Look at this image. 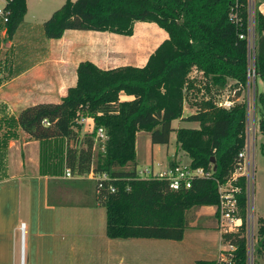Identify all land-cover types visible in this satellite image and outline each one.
<instances>
[{
    "label": "trees",
    "instance_id": "trees-1",
    "mask_svg": "<svg viewBox=\"0 0 264 264\" xmlns=\"http://www.w3.org/2000/svg\"><path fill=\"white\" fill-rule=\"evenodd\" d=\"M5 41H12L27 14V0H5ZM156 24L168 38L150 55L143 67L121 65L101 69L90 61L77 69V85L58 103H41L22 109L16 117H3L10 126L0 139V179L4 174V150L22 131L42 143L44 172L60 175L71 169L77 176L106 173L110 183L98 193L94 181V206L107 210L110 239L166 238L181 240L185 214L194 207L216 206L218 185L231 181L244 160L247 146L249 107L242 99L248 85L249 0H66L43 23L48 39H62L67 31L112 33L134 36L136 23ZM255 72L264 83V15L255 1ZM243 37V38H241ZM205 79L221 90H230L231 109L218 104L215 96L195 103V112L184 116L188 89ZM233 84L228 85L227 80ZM226 89V90H225ZM133 96L122 101L121 95ZM259 128L264 133V93L255 97ZM91 118L95 130L103 128L107 140L95 162V135L81 137L74 123ZM199 123V129H175L173 122ZM5 129V128H4ZM150 133L153 145H168L177 134L178 150L191 159L192 168L212 172L210 180H195L192 188L171 192L164 182L136 181L137 137ZM55 141V142H52ZM65 143V149H64ZM46 149V150H45ZM65 151V152H64ZM213 160L215 163H213ZM217 168L214 171V168ZM47 172V171H46ZM93 181V180H92ZM243 225L222 233V243L234 251H222L217 261L196 264H248L247 177L236 183ZM259 253L264 251V218H260Z\"/></svg>",
    "mask_w": 264,
    "mask_h": 264
},
{
    "label": "crops",
    "instance_id": "crops-1",
    "mask_svg": "<svg viewBox=\"0 0 264 264\" xmlns=\"http://www.w3.org/2000/svg\"><path fill=\"white\" fill-rule=\"evenodd\" d=\"M255 1L260 12L264 15V0ZM34 2L35 5L40 3L39 0H27V14L29 13L30 4ZM46 18V16L40 17L42 26L48 20ZM24 23L25 19L21 26ZM70 31H67L64 37L59 39L61 42L59 45H54L55 50L53 52H44L36 44L27 46L25 50L23 49L20 59L21 71L14 74L12 83L22 82L23 87L32 94H27L25 97L29 100H38L30 106L41 103H58L66 97L69 89L77 85V69L81 62L90 61L101 69H111L115 68L109 67L107 63V59L111 55L115 56L119 53L130 52L142 56V48H145L143 47L145 43L138 44V47H133V50L107 48L106 45L103 48L99 45L103 42L96 40L101 38L102 35L96 36L97 38H90L87 35L85 36L86 41H80V44L85 48L80 45L82 50L77 52L74 49L79 45V42L71 40L74 36L69 35ZM0 34V55H10V41H5L6 29H0ZM95 34H102V32ZM39 37H42L41 33H39ZM39 37L28 41L39 43L41 40ZM104 38H106L105 42L108 45H112L107 36ZM41 41L45 42L44 39ZM13 43L14 38L11 41V46ZM155 47L150 55L158 48V46ZM77 55H84V58L75 60ZM95 55L98 56V60L94 59ZM150 55L144 60L142 56L143 64L136 66L143 67ZM33 57H35V60H32ZM44 67L48 69L45 70ZM8 85L10 87V80ZM18 92L19 90L16 89V93L13 95H17ZM4 99L10 100V94ZM133 99V96L121 95L122 101H132ZM189 111L190 113L187 114V110L184 108L185 117L193 114L195 109ZM11 115L10 117H16L14 112ZM176 121L184 124L178 129L200 128V126L199 128H187L185 126L188 122ZM87 125V128L82 127L83 131L95 128L91 118H88ZM143 133H138L137 143L138 138ZM249 145L248 134L247 146ZM247 146L246 150L249 148ZM43 156H46V154L44 155L42 143L31 140L28 135L20 130H18L16 138L8 141L4 150V174L0 179V264H93L95 260L93 250L98 249L101 253L103 247L109 250V248L117 246L124 247L121 261L126 259V250L132 249L135 251V255L138 252L135 260L139 264L143 262L142 253L144 252L147 255L145 258L147 264H159L160 259V264H174L175 262L177 264H196L200 260L207 261L205 258H201L202 256H199V254L204 255L210 239L203 238L208 237L211 232H218L216 241L221 243L219 257L222 251L229 249L228 246L222 243V232L218 226L216 206L194 207L188 210L185 214V229L181 240L166 238L110 239L106 232L107 210L93 204L94 187L92 193H88L82 188V191H80L73 181H85L84 179L67 180L64 176L65 172L60 175L53 174L52 170H47L46 165L44 172ZM154 161L153 157L150 158L151 164L149 165L154 167L158 164L162 167L176 164L191 165L190 157L184 151L178 150V145L174 156L169 158L166 166H164L165 163H155ZM136 163L137 166L140 163L138 156ZM247 172L249 175V163ZM245 173L244 171V175L247 177V173ZM87 181L94 184L92 180ZM21 229H25L24 237H22ZM192 234L201 239H188ZM17 241L20 242L19 257L17 256ZM163 246L167 253L160 258L158 247ZM170 247H173L172 253H169ZM174 251H178V253L173 254ZM219 257L212 261L219 260Z\"/></svg>",
    "mask_w": 264,
    "mask_h": 264
},
{
    "label": "rangeland",
    "instance_id": "rangeland-1",
    "mask_svg": "<svg viewBox=\"0 0 264 264\" xmlns=\"http://www.w3.org/2000/svg\"><path fill=\"white\" fill-rule=\"evenodd\" d=\"M65 0H39V4L35 5V2L30 4L29 13L27 14L25 18V23L21 26L19 31L14 37V43L11 46L10 41V55L4 54L0 55V121H4L7 118L3 117H10L12 116V112L17 114L19 113V110L22 108H26V106H30L32 103L37 102L36 99H28L25 97L27 94H30L26 88L23 87L24 84L22 82L20 83H12V79L15 73L20 72V63H21V55L23 49L27 46H34L36 44L39 49H41L44 52H53L55 50L54 45H59L61 42L60 40H51L48 39L43 31V26L41 24L40 17L46 16V19H49L52 14L58 10L63 4ZM250 3V30L248 33V41H249V52H250V59H249V70L253 69L254 66V56H255V33L253 28V12H254V6H255V0H249ZM6 1L0 0V8L5 7ZM6 25L0 18V29H5ZM31 28V29H30ZM39 33H41L42 37H39ZM92 33V34H88ZM97 32H80V31H70L69 35L74 36L71 40L75 42H79V45L74 49L75 51H81L82 48L80 47V41H86L85 36L90 38H97L96 36L102 35L101 38H98L96 40H100L103 43L99 44L103 48L106 47H112V48H118V49H130L133 50V47H138V44H143L142 48V56L143 60L146 59L156 48L155 46H159L161 42H163L167 38V33L159 28L156 24L151 23H136L135 29H134V36L131 37H124L119 35H114L111 33H102V34H95ZM92 35H94L92 37ZM105 36L108 37V41L112 43V45H108L107 42H105L104 38ZM41 38L44 39L45 42L39 41V43H34L33 41H28L29 39L32 40V38L35 39ZM0 40H1V34H0ZM95 40V39H94ZM3 41V40H2ZM99 41V42H100ZM5 42V41H3ZM252 43V45L250 44ZM96 44V43H95ZM85 45V44H84ZM16 46V47H15ZM36 46V47H37ZM83 48L85 46L81 45ZM5 47V46H3ZM27 51V50H26ZM141 55H134V53L130 52H123L119 53L117 55H111L110 58L107 59V63L109 67H118L121 65H141L143 64ZM9 58H10V66H9ZM84 58V55H77L75 60H82ZM95 60H98V56L95 55ZM32 60H35V57H33ZM45 70H47V67H44ZM249 72V71H248ZM194 76L196 77L197 84H193L188 89L187 94V101L185 104V108L187 110V114L190 113L189 110L195 109L193 108V105L195 103H203L205 99L211 96H215L218 100V104L220 102H223L225 100H228L229 97H232L233 94L230 90H226L222 92L218 86H215L210 83L209 87L211 88L210 92H207L206 88H204L205 79L201 80V78L194 73ZM249 76V75H248ZM10 80V87L8 85V81ZM234 81L232 79L227 80V84L231 85ZM16 89L19 90L17 95H13L16 93ZM257 92H264V83L260 78L257 77H248V85L245 90V92L242 94L241 100H246L249 107V122H248V133L250 137V157L247 156L246 158V169L248 167V163L250 164V176L248 177V172L245 169V172L247 173V180L250 179V189H248V200L250 202V208L247 207V217H246V223L248 222V213H253L254 215V239L256 240L255 244V255H254V264H264V254L259 253V229H260V218H264V133L260 131L259 128V116L256 114V107H255V97ZM10 94V100L4 99V97H7V95ZM32 95V94H30ZM14 98V99H13ZM10 114V115H9ZM7 115V116H6ZM11 118V117H10ZM7 121V120H6ZM86 123H82V120L79 121V124L81 127H86L88 124V118H85ZM179 124H182L179 126ZM184 124L180 123L179 121H175L173 123V127L175 129H178L179 127H182ZM198 123H188L185 127L187 128H199ZM6 127L5 129H3ZM10 130V126L7 127V125L0 123V139L4 141L5 134ZM81 137L84 136H90L95 135L97 130L94 129H87L79 130ZM248 142V140H247ZM247 146V147H249ZM95 162L97 161V157L100 153L104 151V143L96 142L95 145ZM177 149V140H176V133H172L171 140L168 145H153L150 140V133L144 132L140 138H138L137 143V156L139 157L140 163L137 166L138 171L144 170L148 167H150L151 162L150 158H154L155 163H165L164 166H166L169 158L173 157L175 154V151ZM248 150V149H247ZM181 151V150H180ZM155 170L159 171V168L155 166ZM141 181V180H140ZM154 180H144V182H151ZM143 182V181H141ZM154 182H160V181H154ZM75 183L77 187L82 191V189H85L88 193H92L94 184L91 181H76ZM82 188V189H81ZM95 195V193H94ZM81 202V201H80ZM249 210V211H248ZM188 239H201L193 234L190 235ZM203 239H210V243L207 244L206 250L204 252V255L202 253L199 254V256H202L201 258H205V260H216L219 257V250L221 249V243L219 241H216L218 239V232H211L208 237ZM212 239V240H211ZM19 240V239H18ZM175 247V246H173ZM173 247H170L169 253H172ZM16 248L18 250V257L20 253V242L17 241ZM107 248L103 247L101 253H99L98 249L93 250L92 253H94V262L93 264H139L138 261L135 260V256L138 254V252L135 255V251L132 249L126 250V259L124 261H121L122 255L124 253V247H112L109 248L107 252ZM168 250V249H166ZM181 250V249H179ZM228 251V250H227ZM167 252L165 251L164 246L158 247V255L159 257H163ZM178 251H174L173 254H177ZM31 254V253H30ZM197 256V255H196ZM147 255L142 253V264H147V260L145 259ZM149 262V261H148ZM161 263V259H160ZM159 263V264H160ZM174 264H177L175 262Z\"/></svg>",
    "mask_w": 264,
    "mask_h": 264
},
{
    "label": "built area",
    "instance_id": "built-area-1",
    "mask_svg": "<svg viewBox=\"0 0 264 264\" xmlns=\"http://www.w3.org/2000/svg\"><path fill=\"white\" fill-rule=\"evenodd\" d=\"M0 18L4 22V24L8 23L9 18L6 13L4 7L0 8ZM243 38V37H241ZM252 45V43H250ZM250 59V52H249ZM248 77H256L255 72V56H254V66L253 69H250L248 72ZM219 105L225 109H231L234 105L229 99L223 102H220ZM82 123H86L85 119H82ZM249 134V133H248ZM250 139V137H249ZM107 140L106 131L103 128H99L96 132L95 141L105 143ZM248 150H244L240 153V158L244 160L243 164L239 167L236 173L232 176V179L227 184L218 185V196L219 203L216 205V214L218 220V226L222 233L224 232H233L239 229L243 223L244 219L240 215L239 208V194L241 192V188L236 185L239 178L244 175V171L246 169V158L250 157L251 149L250 146L247 148ZM159 171L155 170L154 166H150L144 170L138 171L136 170V181H144V180H154L164 182L168 185L169 190L171 192L179 193L183 191H188L192 188L193 182L195 180H210L213 176L212 172H206L203 168H192L191 165H168L166 167H162L161 165H157ZM247 171V169H246ZM246 174V173H245ZM65 179L67 180H76V179H84V180H93L98 184V193L105 189L106 183H110L108 186V191L111 193L116 192V188L112 185L111 179L108 174H98L90 173L88 175L77 176L75 175L71 169L65 170ZM250 176V173L248 177ZM248 189H250V179L247 180V198H248ZM250 202L248 200V209L250 208ZM249 211V210H248ZM254 215L252 213H248V222L247 225V246H248V264H254V255H255V244L256 240L254 239ZM22 237L25 236V229H21ZM228 251H234V247L228 246ZM264 254V251H263Z\"/></svg>",
    "mask_w": 264,
    "mask_h": 264
},
{
    "label": "water",
    "instance_id": "water-1",
    "mask_svg": "<svg viewBox=\"0 0 264 264\" xmlns=\"http://www.w3.org/2000/svg\"><path fill=\"white\" fill-rule=\"evenodd\" d=\"M73 126H74V127H78V129H79V130H81V129H82L81 125H80V124H78V123H74V124H73ZM213 163H215V161H214V160H213ZM216 169H217V168L215 167V168H214V171H215ZM263 245H264V242H263Z\"/></svg>",
    "mask_w": 264,
    "mask_h": 264
}]
</instances>
